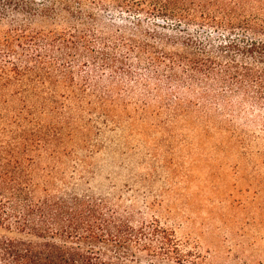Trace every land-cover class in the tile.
<instances>
[{"label":"trees","instance_id":"16d2710c","mask_svg":"<svg viewBox=\"0 0 264 264\" xmlns=\"http://www.w3.org/2000/svg\"><path fill=\"white\" fill-rule=\"evenodd\" d=\"M44 1L0 0V92L41 98L54 119L70 114L71 100L113 103L106 87L124 81L168 99L161 107L172 112L201 101L264 114V23L250 13L260 0ZM87 5L137 14V25L109 30ZM60 87L68 94L57 99ZM22 114L13 123L32 128L0 146V264L185 261L173 232L155 220L133 225L88 198L39 194L27 155L60 139L61 129Z\"/></svg>","mask_w":264,"mask_h":264},{"label":"rangeland","instance_id":"374dc122","mask_svg":"<svg viewBox=\"0 0 264 264\" xmlns=\"http://www.w3.org/2000/svg\"><path fill=\"white\" fill-rule=\"evenodd\" d=\"M87 7L109 30L137 25V14L115 6ZM250 13L264 23V0ZM106 89L113 103L99 106L94 95L71 100L66 119H54L41 98L1 91L0 146L32 128L13 123L18 112L31 113L42 129L57 124L60 139L27 155L39 194L46 188L57 197L88 198L133 225L155 220L179 242L181 264H264V114L201 101L172 112L161 107L168 99L144 95L137 84ZM67 94L55 92L57 99Z\"/></svg>","mask_w":264,"mask_h":264}]
</instances>
